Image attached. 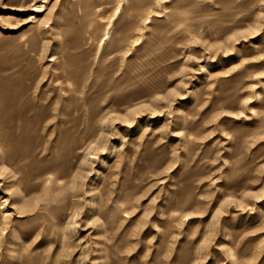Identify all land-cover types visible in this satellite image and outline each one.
Here are the masks:
<instances>
[{
  "label": "rangeland",
  "instance_id": "374dc122",
  "mask_svg": "<svg viewBox=\"0 0 264 264\" xmlns=\"http://www.w3.org/2000/svg\"><path fill=\"white\" fill-rule=\"evenodd\" d=\"M0 264H264V0H0Z\"/></svg>",
  "mask_w": 264,
  "mask_h": 264
},
{
  "label": "bare ground",
  "instance_id": "6f19581e",
  "mask_svg": "<svg viewBox=\"0 0 264 264\" xmlns=\"http://www.w3.org/2000/svg\"><path fill=\"white\" fill-rule=\"evenodd\" d=\"M41 7V6H40Z\"/></svg>",
  "mask_w": 264,
  "mask_h": 264
}]
</instances>
